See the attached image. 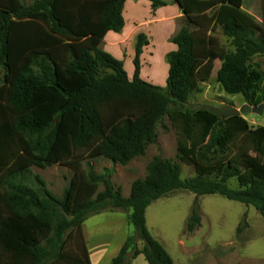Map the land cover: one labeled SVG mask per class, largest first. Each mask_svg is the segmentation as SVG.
I'll list each match as a JSON object with an SVG mask.
<instances>
[{"label":"trees","instance_id":"1","mask_svg":"<svg viewBox=\"0 0 264 264\" xmlns=\"http://www.w3.org/2000/svg\"><path fill=\"white\" fill-rule=\"evenodd\" d=\"M173 1L186 22L171 39L176 50L165 56L161 88L140 78L143 35L131 79L122 61L100 48L108 32L122 30L125 0H0V264H91L83 223L114 210L126 212L134 234L107 264H131L139 255L147 264H174L148 232L145 212L177 190L195 196L188 233L200 226L203 195L251 206L264 219V127L185 107L216 61V83L226 94L250 106L264 102V74L250 64L264 56V3L260 24L240 9L243 0ZM217 28L232 52L213 35ZM164 117L176 130L178 160L195 176L182 180L178 163L154 157L123 197L91 161L125 166L143 156ZM52 165L74 171L60 199L39 176L42 195L17 183L32 167ZM231 179L241 189H230Z\"/></svg>","mask_w":264,"mask_h":264},{"label":"rangeland","instance_id":"2","mask_svg":"<svg viewBox=\"0 0 264 264\" xmlns=\"http://www.w3.org/2000/svg\"><path fill=\"white\" fill-rule=\"evenodd\" d=\"M162 1L166 3L168 0ZM261 1L264 3V0ZM257 15L263 22L262 11ZM140 16H143V11H140ZM159 41L156 39L152 44L153 48H149L145 53V58L149 62L144 68L149 72L155 69L153 64L157 65L156 76L160 79L161 66H166L163 53L168 44ZM135 43L136 40L133 46H130L133 50ZM127 52L125 68L132 69L133 61L128 58ZM149 54H152L151 58ZM250 64L257 65L258 71L264 74V60L252 59ZM207 84L202 87L200 93L190 96L185 105L187 109L196 110L202 105L231 106L239 109L246 104L241 95L226 94L215 81L209 80ZM154 86L165 88L166 82ZM242 116L250 127H264V112L260 116L255 114ZM155 132L156 141L147 146L143 156L133 159L125 166L112 164L102 158L96 159L90 163L92 169L98 174L107 170L111 184L120 189L123 197H128L133 181L145 176L146 166L154 157L178 163L182 180L193 178L195 176L193 167L178 160L176 130L167 117L157 125ZM73 172L65 165H52L44 169L32 167L28 174L17 180V183L26 185L42 195V188L35 179V176H39L44 188L60 199ZM227 184L230 189H241L235 179L229 180ZM194 198L195 196L188 191L177 190L151 203L145 212L148 232L163 246L174 264H264V219L253 207L229 201L220 195L200 196L197 199L200 226L188 233L186 222ZM82 228L88 244L98 245L96 254L100 252L99 245H108L103 254L100 252L99 259L94 256L95 249L92 251L93 264L109 263L117 255L126 238L134 234V228L127 223L126 212L122 210L91 215L84 221ZM137 248H141L138 241ZM131 264L147 262L139 255Z\"/></svg>","mask_w":264,"mask_h":264},{"label":"crops","instance_id":"3","mask_svg":"<svg viewBox=\"0 0 264 264\" xmlns=\"http://www.w3.org/2000/svg\"><path fill=\"white\" fill-rule=\"evenodd\" d=\"M32 0H27L31 2ZM162 1V0H161ZM261 0H243V3L240 9L252 16L257 23H261L262 20L257 15L258 12H261ZM164 2V1H162ZM166 5L163 7L153 8L151 3L146 0H125L123 9H122V17L124 20V26L122 30L118 33L115 32H108L101 44L100 48L109 53L115 59L122 61L123 68L127 74L128 79L132 78L134 69H127L125 68V59H126V52L127 48V56L128 58L133 61L134 59V50L132 47L134 41L137 39L138 35H143L145 37V45L142 47V54L140 56V78L151 84H160L163 85L164 81L166 82L167 78V71L168 65L161 66V77L160 79L157 78V65L153 64L154 70H150L149 72L144 68L145 64H148L149 60L145 58V53L149 50V48H153L152 44L156 42V39L160 40L159 42H163V44H168L167 49L164 50L163 56L165 58L166 54L175 51L176 46L172 44L171 39L172 37L179 31V29L185 25L186 19L185 16L182 14L181 10L179 9L178 5L174 3L173 0L165 1ZM140 11H143V16H140ZM214 36H216L221 45H227L225 49L229 52H232L228 45L230 40L224 36H222L221 31L219 28L215 29ZM166 47V46H165ZM150 58L152 54H149ZM253 59L256 60H264V56L255 55ZM220 67V62L216 61L214 63V68L212 71V75L210 81L213 80L216 82V72ZM217 84V83H216ZM208 85L207 83H202L200 88ZM83 229V228H82ZM84 234V233H83ZM85 237V235H84ZM86 240V239H85ZM88 254L90 258L91 264H93V253L96 259L100 258V252H103L107 248V244L99 245L100 252L96 254V246L95 244H88L86 241ZM99 251V250H98Z\"/></svg>","mask_w":264,"mask_h":264},{"label":"water","instance_id":"4","mask_svg":"<svg viewBox=\"0 0 264 264\" xmlns=\"http://www.w3.org/2000/svg\"><path fill=\"white\" fill-rule=\"evenodd\" d=\"M201 107L202 109H206L212 112L213 114H216L220 118L221 122H223L227 118L241 116L245 114H255L260 116L264 112V103L258 106H250L248 104H243L239 109L231 106L214 107L202 105Z\"/></svg>","mask_w":264,"mask_h":264}]
</instances>
